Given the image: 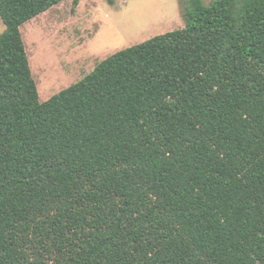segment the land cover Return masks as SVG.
Returning <instances> with one entry per match:
<instances>
[{
    "label": "trees",
    "instance_id": "1",
    "mask_svg": "<svg viewBox=\"0 0 264 264\" xmlns=\"http://www.w3.org/2000/svg\"><path fill=\"white\" fill-rule=\"evenodd\" d=\"M62 1L0 0V264H264V0L41 102L21 27Z\"/></svg>",
    "mask_w": 264,
    "mask_h": 264
},
{
    "label": "rangeland",
    "instance_id": "2",
    "mask_svg": "<svg viewBox=\"0 0 264 264\" xmlns=\"http://www.w3.org/2000/svg\"><path fill=\"white\" fill-rule=\"evenodd\" d=\"M189 0H64L21 27L40 101L82 80L110 55L185 27ZM210 4L212 0H203ZM6 29L0 18V34Z\"/></svg>",
    "mask_w": 264,
    "mask_h": 264
}]
</instances>
